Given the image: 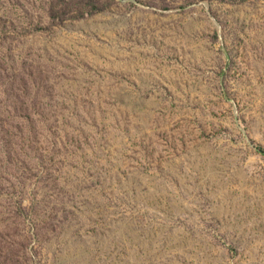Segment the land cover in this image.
<instances>
[{
	"label": "rangeland",
	"instance_id": "obj_1",
	"mask_svg": "<svg viewBox=\"0 0 264 264\" xmlns=\"http://www.w3.org/2000/svg\"><path fill=\"white\" fill-rule=\"evenodd\" d=\"M264 0H0V264H264Z\"/></svg>",
	"mask_w": 264,
	"mask_h": 264
},
{
	"label": "trees",
	"instance_id": "obj_2",
	"mask_svg": "<svg viewBox=\"0 0 264 264\" xmlns=\"http://www.w3.org/2000/svg\"><path fill=\"white\" fill-rule=\"evenodd\" d=\"M260 152L264 154V149L261 148V149H260Z\"/></svg>",
	"mask_w": 264,
	"mask_h": 264
}]
</instances>
